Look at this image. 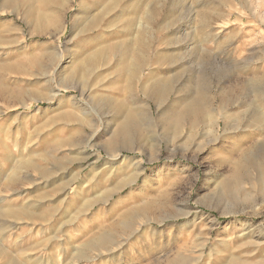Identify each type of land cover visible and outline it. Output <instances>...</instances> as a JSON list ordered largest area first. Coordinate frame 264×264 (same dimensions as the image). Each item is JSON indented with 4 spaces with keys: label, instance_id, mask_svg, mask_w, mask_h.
<instances>
[{
    "label": "rangeland",
    "instance_id": "obj_1",
    "mask_svg": "<svg viewBox=\"0 0 264 264\" xmlns=\"http://www.w3.org/2000/svg\"><path fill=\"white\" fill-rule=\"evenodd\" d=\"M0 181V264H264V0H0Z\"/></svg>",
    "mask_w": 264,
    "mask_h": 264
},
{
    "label": "bare ground",
    "instance_id": "obj_2",
    "mask_svg": "<svg viewBox=\"0 0 264 264\" xmlns=\"http://www.w3.org/2000/svg\"><path fill=\"white\" fill-rule=\"evenodd\" d=\"M65 2V1H64ZM97 17H99L98 15L96 16H94V17H92V19H86L85 20V25H87V27H89L90 26V24L91 23H94L95 22V20H96V18ZM90 20V21H89ZM141 20H144V19H142L141 18ZM49 22V21H48ZM139 22V21H138ZM138 24V23H137ZM139 27L140 26H142L143 25V23H142V21H140L139 22ZM146 26V25H145ZM143 28V27H142ZM106 29V28H105ZM139 29V28H138ZM107 30V29H106ZM138 34V33H137ZM103 35H101V37H102ZM100 37V36H99ZM104 37V36H103ZM95 40V39H94ZM119 40V39H118ZM94 42V41H93ZM130 42V41H129ZM102 43V42H101ZM119 42H117L116 44H108V45H104V46H101L95 53H92V54H90L89 56H87V57H89L90 58V60L91 59H95V58H97L98 57V54H100V52H104V50H106V49H108V48H110V47H112V48H114V50L115 51H117V52H120V54H115V56L116 57H118V56H123L124 54H123V52L125 51V48H126V46L124 45V44H118ZM98 44H100V43H98ZM92 45H93V43H92ZM95 45V44H94ZM130 46V45H129ZM105 47H107L106 49H105ZM144 49V48H143ZM112 51V50H111ZM81 52V51H80ZM108 52V51H107ZM122 52V53H121ZM77 54V53H76ZM103 56V55H102ZM73 57V56H72ZM80 57V56H79ZM142 58V57H141ZM87 59V58H86ZM123 59V58H122ZM140 59V58H139ZM77 60V59H76ZM85 60V59H84ZM88 60V59H87ZM73 61H75V60H73ZM72 61V62H73ZM71 62V63H72ZM94 70V69H93ZM250 79V78H249ZM204 81V80H203ZM198 85L200 86V84L198 83ZM156 86H153L152 88H150L149 90H146L148 93H151L152 92V90H155L154 88H155ZM201 87H202V84H201ZM252 89V88H251ZM168 90L165 88L163 91H162V93H159L160 95H164V94H166V92H167ZM181 100V99H180ZM254 102H256L255 100L254 101H252V102H250V103H254ZM134 103V102H133ZM176 103V102H175ZM204 101H203V96L201 95V94H196V96H194V97H192V99L190 100V101H188L187 102V104H186V106L185 107H183L181 110H179V111H177L176 113H173V115L172 116H170L169 118H170V122H171V124H170V129H171V131H172V133H173V135H175V134H178V132H179V129H180V127H181V123H182V121L184 120V119H186L188 116H190V115H195L196 116V118H197V120L199 119V115H200V111L203 109V107H204ZM232 104V103H231ZM129 105V104H128ZM132 105H134V104H132ZM166 106V105H165ZM182 106V105H181ZM165 114V113H164ZM129 116H130V114L129 115H127L126 116V121L124 122L125 124H124V126L126 125V126H128V125H130V119H129ZM213 116V115H212ZM91 120V119H90ZM252 125V124H251ZM90 126L92 127V128H95L96 127V124L95 123H90ZM255 126V125H254ZM90 127V128H91ZM102 128L101 127H99L98 129H96L97 131L96 132H99L100 130H101ZM256 129V128H255ZM95 131V130H94ZM95 135V134H94ZM124 137V135H123V132L122 131H117V132H115L114 133V135L113 136H111L110 137V139L107 141V147L109 148V149H111V150H113V151H116V150H118L119 148H124V147H126L128 144H129V140L128 139H122L121 140V138L122 137ZM136 143H137V141H135ZM142 145V144H141ZM143 146V145H142ZM140 147V146H139ZM141 148V147H140ZM72 152V151H71ZM90 154V153H89ZM117 157H118V155L117 154H115L114 156H113V159H117ZM32 159V158H31ZM111 159V158H110ZM123 159H127V156H125ZM34 160V159H33ZM125 161V160H124ZM132 161V160H131ZM122 163V162H121ZM134 163V162H133ZM135 163H136V161H135ZM19 164V163H18ZM127 164V163H126ZM18 167H21L22 169H29V168H37V166L35 165V163L32 161V160H24V161H21V163H20V166H18ZM17 169V168H16ZM111 169V168H110ZM12 170V169H11ZM145 175V174H144ZM4 177H5V175H4ZM20 180H23V181H30L31 179L29 178V177H25V178H19V176L16 174V173H13V175H9V176H6L4 179H3V181H4V183L5 184H17ZM47 180V179H46ZM45 180V181H46ZM50 180V179H49ZM237 180H238V178H236L235 177V180L234 181H236L237 182ZM1 182V181H0ZM120 184V183H119ZM20 185V184H19ZM11 187V186H10ZM229 187V186H228ZM98 200V199H97ZM0 201H3V199H0ZM3 208V207H2ZM2 208H0V215H6V214H10V215H14L15 214V212L16 213H18L19 211H16V210H13L12 208L11 209H2ZM27 208V207H26ZM29 209V208H28ZM28 209L26 210V209H22V210H20V212L23 214H25V215H27V214H29V211H28ZM130 217H134V218H136V217H140V216H142L143 214H142V212H141V210L140 209H137L136 211H132V212H129V214H128ZM23 216V215H22ZM15 217H18V216H16L15 215ZM6 221V220H5ZM2 222L1 223V226H0V229H3L4 230V228L2 227L3 225H5V228L6 227H8V229H9V227L10 228H13L14 226H16V225H13V223H10L9 225H7V223L6 222ZM126 225V224H125ZM127 227H129V226H127ZM259 227V226H258ZM259 229V228H258ZM31 232H32V229L30 230ZM130 231V230H129ZM260 232V231H259ZM22 240V238H20V240H16V244H18L20 241ZM47 240H49V239H47ZM46 241V239H42V240H40V241H35V242H31V243H29V244H27L26 246H22V247H20L19 249H20V251H22L21 253L24 255L23 257L21 256H9L8 255V258H7V260L3 263V264H44V258L42 257H34L33 255H34V253H32L33 252V250L35 249V248H37L39 245H41V244H43L44 242ZM112 243V236L109 234V232H108V234L106 233V234H102V235H98V236H96L94 239H91V240H89V241H87V242H85V243H82L81 245H80V247H77V248H73V253H72V258H73V260H75V261H78L79 263H80V259H85V260H89V256H87L88 255V252H89V250L91 249V248H94L95 247V249L96 248H98V247H100V248H104V249H109V247H110V244ZM114 245V244H113ZM62 250H66L65 248H62ZM0 253H7L6 252V250H5V248L2 246V242H0ZM21 255V254H20ZM231 258V257H230ZM49 257L47 258V262H46V264H49ZM185 261V258L184 257H182V256H179V257H177L176 259H174V260H172V261H169V263L168 264H176L177 262H184ZM238 261V260H237ZM76 263V262H75ZM238 263V262H237ZM73 264V263H72ZM225 264V263H224ZM241 264V263H240Z\"/></svg>",
    "mask_w": 264,
    "mask_h": 264
}]
</instances>
